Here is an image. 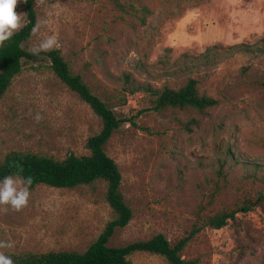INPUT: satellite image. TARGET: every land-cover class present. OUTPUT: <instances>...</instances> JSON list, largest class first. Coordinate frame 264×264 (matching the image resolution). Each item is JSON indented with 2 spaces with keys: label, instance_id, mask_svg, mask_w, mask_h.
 I'll return each mask as SVG.
<instances>
[{
  "label": "rangeland",
  "instance_id": "374dc122",
  "mask_svg": "<svg viewBox=\"0 0 264 264\" xmlns=\"http://www.w3.org/2000/svg\"><path fill=\"white\" fill-rule=\"evenodd\" d=\"M24 6L15 9L22 26ZM35 11L36 24L46 23L24 45L56 36L71 71L124 118L103 148L132 218L108 244L162 233L171 245L187 237L180 254L192 264H264V0H36ZM188 78L217 104L151 109L146 87L177 89ZM100 129L45 57L23 61L0 96V161L12 151L88 154L86 140ZM105 192L101 179L29 189L26 207L0 211V240L13 245L0 251H84L115 216ZM230 211L221 228L207 224ZM129 259L168 264L144 251Z\"/></svg>",
  "mask_w": 264,
  "mask_h": 264
},
{
  "label": "trees",
  "instance_id": "16d2710c",
  "mask_svg": "<svg viewBox=\"0 0 264 264\" xmlns=\"http://www.w3.org/2000/svg\"><path fill=\"white\" fill-rule=\"evenodd\" d=\"M35 6L36 0H26L24 25L20 30L14 32L9 40L0 45V96L21 71L23 61L35 62L45 57L50 61L53 73L88 104L100 118L101 129L98 133L87 138L88 154L70 153L62 160L31 152L12 151L6 154L0 161V181L9 175L22 179L31 177L32 184L29 189H33L40 184L57 188H74L101 179L106 182L105 199L115 216L106 222L96 239L82 252L52 250L43 253L25 252L8 256L13 259L14 264H131L129 256L134 252L144 251L163 256L168 264H192L191 261L182 258L180 254L186 244L187 237L181 238L173 245L162 233L121 246L108 244L115 230L126 226L132 218V211L125 203L119 190L121 174L118 166L103 148L112 133L120 127L124 118L117 116L114 110L92 92L79 74L71 71L58 49L42 51L39 55H32L28 51L29 48L24 43L30 37L36 24ZM234 47L236 46L229 48ZM244 51L249 52V48L245 47ZM136 89H138L137 86L131 88V91H136ZM144 90L155 96L151 109L157 111L167 107L193 108L203 111L217 104L216 98L198 92L195 78H188L177 89L163 87L161 90H153L151 87H146ZM250 208L251 205L247 202L239 209L247 211ZM234 214V211L215 214L207 219V224L214 228H221L230 218H234Z\"/></svg>",
  "mask_w": 264,
  "mask_h": 264
},
{
  "label": "clouds",
  "instance_id": "9594fccd",
  "mask_svg": "<svg viewBox=\"0 0 264 264\" xmlns=\"http://www.w3.org/2000/svg\"><path fill=\"white\" fill-rule=\"evenodd\" d=\"M20 0H0V45L6 40H9L14 32L20 30L22 27L21 16L15 9ZM26 2V0H25ZM45 21H38L33 27V34L37 33ZM58 46V39L56 36H47L40 40L37 45L28 49L32 55H39L40 52L51 51ZM43 117L40 113H36L34 120L39 123ZM32 184V178L27 177L22 179L6 176L0 181V206L7 205L9 207L0 208V211L7 212L20 211L28 204L29 186ZM13 245L9 241L0 240V249L11 248ZM0 264H14L13 259L0 251Z\"/></svg>",
  "mask_w": 264,
  "mask_h": 264
}]
</instances>
